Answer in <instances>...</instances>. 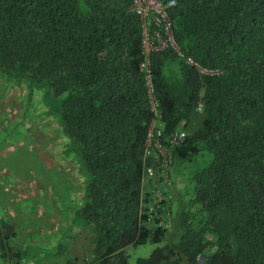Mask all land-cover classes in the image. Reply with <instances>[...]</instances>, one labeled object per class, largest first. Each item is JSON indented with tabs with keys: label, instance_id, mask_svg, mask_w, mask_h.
I'll use <instances>...</instances> for the list:
<instances>
[{
	"label": "trees",
	"instance_id": "16d2710c",
	"mask_svg": "<svg viewBox=\"0 0 264 264\" xmlns=\"http://www.w3.org/2000/svg\"><path fill=\"white\" fill-rule=\"evenodd\" d=\"M158 1L178 51L149 55L157 118L132 0H0V78L55 103L84 177L65 232L91 233L85 264H128L125 250L148 243L135 264H264V0ZM155 119L163 139L186 134L173 150L178 237L162 246L168 232L145 223ZM12 234L0 222V264H31Z\"/></svg>",
	"mask_w": 264,
	"mask_h": 264
},
{
	"label": "rangeland",
	"instance_id": "374dc122",
	"mask_svg": "<svg viewBox=\"0 0 264 264\" xmlns=\"http://www.w3.org/2000/svg\"><path fill=\"white\" fill-rule=\"evenodd\" d=\"M54 106L41 92L32 94L25 85L0 78V222L12 227L11 247L30 249L31 264H64L70 257L85 264L91 233L79 228L66 237L65 232L82 202L84 177L76 161L64 153L66 141ZM154 184L164 191V208L169 211L170 226L164 229L168 235L158 245L162 246L178 237L173 222L179 208L180 170L172 165L155 177ZM57 246L66 255H54ZM156 247H128V264L147 258Z\"/></svg>",
	"mask_w": 264,
	"mask_h": 264
},
{
	"label": "built area",
	"instance_id": "2783aa9c",
	"mask_svg": "<svg viewBox=\"0 0 264 264\" xmlns=\"http://www.w3.org/2000/svg\"><path fill=\"white\" fill-rule=\"evenodd\" d=\"M132 11L140 18L142 24L144 58L140 68L144 74L145 84L148 89L151 110L157 118L158 104L153 98L149 55L153 52L163 51L169 47L176 51H178V48L174 42L171 21L158 0H132ZM187 63L193 64L190 59L187 60ZM200 71L202 73L216 74V72H208L201 69ZM156 123L157 119L149 126L144 149V160H151V164L145 168L144 172L149 199L145 223L167 229L170 226V219L168 209L164 208L166 202L164 191L154 184V179L157 175L167 173L171 168L173 165V150L183 143L186 134L177 130L163 139L162 129H157ZM151 183L152 185L150 186ZM170 185L168 180L164 181L166 188H169Z\"/></svg>",
	"mask_w": 264,
	"mask_h": 264
}]
</instances>
